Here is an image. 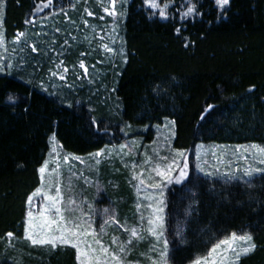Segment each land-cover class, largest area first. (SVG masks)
Listing matches in <instances>:
<instances>
[{"label": "trees", "instance_id": "trees-1", "mask_svg": "<svg viewBox=\"0 0 264 264\" xmlns=\"http://www.w3.org/2000/svg\"><path fill=\"white\" fill-rule=\"evenodd\" d=\"M172 1L168 19H161L145 6V0H127L122 24L127 62L115 86H99L90 100L79 89L71 91L69 105L62 96L41 89V77L27 81L30 69L37 75L44 70L43 49L48 47V62L58 47L64 49L65 36L58 33L55 44L37 43V52L24 55L17 63L23 68L0 72V264H79L71 246H32L24 238L27 197L40 186L39 168L46 161L53 134L59 147L76 157L101 151L106 143H123V134L117 131L123 127L127 140L144 135L143 140L151 143L155 129L166 120L175 121L174 149L190 151L198 144L212 143L264 147V0H230L223 11L214 0H194L201 14L188 18L182 17L184 7L179 10L183 0ZM44 2L0 0L1 32L8 52L18 33L25 34L26 27L32 30L37 20L50 13L63 14L61 6L69 15L60 20L68 27L73 26L68 18L75 23L94 21L85 8L100 12L92 1L56 0L55 6L41 10ZM28 19L33 23H26ZM28 46L24 42L21 48ZM68 56L64 53L59 60L84 75L79 61ZM249 88L254 91L249 93ZM110 94L117 109L110 106ZM209 104L215 107L202 121ZM92 120L108 125L109 135L103 140L92 134ZM200 178L203 184L191 186L187 181L168 192L165 229L171 264L202 258L208 250L202 243V238L208 239L206 234L215 240L218 233L222 239L232 232L251 234L257 246L239 264H264V174L253 179L252 187ZM221 185L225 195L232 193L225 200L220 198ZM109 192L115 193L118 207V189ZM119 193L128 196L122 188ZM181 235L187 243H179Z\"/></svg>", "mask_w": 264, "mask_h": 264}, {"label": "rangeland", "instance_id": "rangeland-1", "mask_svg": "<svg viewBox=\"0 0 264 264\" xmlns=\"http://www.w3.org/2000/svg\"><path fill=\"white\" fill-rule=\"evenodd\" d=\"M74 1L75 3H78L80 0ZM85 1H92V5L100 11L97 14L96 10L91 11L94 14L91 16L94 21H89L88 19L82 20L79 16H77L80 20L75 23L70 21L68 18L67 22L73 24V26H70L69 24L68 27L66 22H62L60 19L63 17L65 18L64 20H66L69 14L65 15V11L63 14L61 12L50 13L51 16H45L40 20H37L32 30H28V27H26L24 37L19 39L18 43L17 40H13L9 43V45L12 46L10 48L13 49L15 47L17 49L15 53H13L11 49L10 52H8V50L5 51V46H8L7 42H5L3 48H0V57H3L4 61L7 63H13V69H15L19 67L17 63H19L21 58H24V55H29L30 52L32 54L37 52V50L35 52L32 51V45H35L36 49L39 47L38 44H44V46L50 47L51 44L56 43L57 33L65 36L63 41H67L68 43L63 45V50L58 47L57 54L51 62H48V54L46 51L48 47L43 49V63L45 65L44 70L37 75L32 69H30L27 72V81H29L32 77V79L35 80H38V77H41V89H43L47 94H51L53 96L59 95L60 97L62 96L61 100L69 105H71L70 99H72L70 95L71 91L84 89V95H86L85 97L90 100L91 97L97 94L99 86L102 89L103 87L106 88V85L108 89L113 88L115 86L118 73L121 67L125 64L126 60L122 24L125 17V6L127 0L117 1L115 5V10L117 11L116 17L109 16L103 11L105 7H108L110 11L112 10L111 0ZM193 1L194 0H183L184 3L179 9L181 10L182 7H184L183 11H181L182 17L183 13L187 11L185 4L187 3L188 5H191L193 4ZM152 4H155L156 7L153 8L151 6ZM172 4V0H145V6L152 10L159 18H161L159 16V12L163 10L167 15L169 7L172 6ZM74 7L75 6H72L69 10L71 11ZM227 7L228 6H226V8ZM101 16L104 17L103 20L100 19ZM193 16L194 15L190 17ZM89 17L90 16H88V18ZM1 20L2 15L0 14V24ZM85 20L88 21L87 27L84 25ZM96 20H99L100 23ZM57 29H59V31H57ZM73 37H75V39H73ZM44 39L48 41L47 44ZM24 42L30 44V46L25 48V50L21 48ZM105 44L112 48L113 51L108 52L105 50L103 47ZM64 53L67 56L69 55V59L77 62L79 61L78 65L81 61H83L85 67L88 69V73L86 75H81L79 70H75L72 64L68 65L65 60H63L64 63L61 64L60 68H57L56 65L61 61L59 58H61V55ZM81 53H84V55L82 56ZM9 57H11V59H9ZM64 67L69 69V72L66 74L63 73ZM13 69L7 70L12 71ZM53 71L66 75V80L61 81L57 77H53L51 75ZM77 77H79V79H77ZM105 80L109 81L104 84L103 81ZM107 98L111 103L110 106L112 105L117 109L118 105L113 96L110 94ZM123 129L126 128L123 127ZM155 131L154 140L151 143H146L143 140L144 135H138V137L128 139L129 142L133 140L135 141V146L131 150L124 149L123 152H121L119 151L118 146L115 148L113 146H108L107 148L105 147L101 150L105 153V155L101 157H95V153L83 157L73 156L66 153L61 147H59L54 134L50 137V149L46 158V161L48 162V169L45 174L46 177L52 176L54 180L59 181L66 204L69 199H74L77 205H81L85 208L84 215L85 217L92 219L94 222L93 228L97 232L99 231V227H104V234L99 238L110 248L115 247L111 244L113 236H119L121 240H127L130 238V232L126 233L124 228L131 229L132 227H140L141 214L145 217L144 227H147L146 218L149 214L148 211H146L143 207L139 210L136 208L137 203L146 202L142 199L144 195L143 192H141L140 196L137 195L138 181L133 180L132 175L133 173L139 174L141 169L139 167L134 168L133 161L143 162L145 155L154 156L156 152L167 154L174 149L172 145L174 139V125H172L170 120H166L164 124L162 126H158ZM144 132L145 129H143L142 133ZM122 134L124 136V133ZM124 142L125 140L123 143ZM243 146L248 147L250 145ZM237 147L238 146L234 145H218L214 143L198 144L194 149L185 151L190 162L189 179L196 176L204 177L202 173L197 172L195 169V164L198 161L195 158L194 152H199L204 159L208 160L209 165L215 164V166L221 168L222 171H227L228 169L223 166L224 162L217 163V157L233 156L234 158V149ZM129 151L130 155H125V153H129ZM108 153H112V155L109 156ZM213 153L216 155H213ZM65 157L68 158L67 161H65ZM97 161H99V163H97ZM147 167L148 166L145 165V169H147ZM208 170H212L211 167H209ZM146 177L147 172L145 171V178ZM86 180L87 182H85ZM220 181L224 183L223 180ZM186 183L187 180L181 184L173 183L169 185L165 193L166 198L168 197L170 188L181 187ZM121 188L126 190L128 195L127 197L120 196L119 191ZM114 189H118V207L115 204V193L109 192ZM82 201L84 202L83 204ZM105 209L109 210V214L115 216V218L119 221V224L103 225V219L106 215L104 212ZM33 211L34 215L38 216L39 209L36 208ZM65 215H71L74 219H76L79 218L80 212L78 210L71 213L65 212ZM142 234L144 235V238L139 241L133 240V246H130L129 254L126 257L129 264H151L152 260L158 258L157 253L162 247V244H156L153 237L144 233ZM88 239L90 240L91 237H88ZM163 239L164 238L162 237L161 241ZM28 242L31 244L30 241ZM238 243L243 246V242ZM153 244H156V251H152ZM149 257L151 259H149ZM198 260H202V258L196 259L191 264H197Z\"/></svg>", "mask_w": 264, "mask_h": 264}, {"label": "snow or ice", "instance_id": "snow-or-ice-1", "mask_svg": "<svg viewBox=\"0 0 264 264\" xmlns=\"http://www.w3.org/2000/svg\"><path fill=\"white\" fill-rule=\"evenodd\" d=\"M117 0H111L112 10L110 11L108 7H105L103 11L112 17L117 16V11L115 10V5ZM214 3L220 10H224L226 6L230 4V0H214ZM56 0H45L44 3L40 5L41 10L48 9L55 6ZM2 6V5H0ZM153 8L156 7L155 4L151 5ZM187 11L183 13V17L187 18L192 15L201 14L195 3L191 5H185ZM61 11H65L63 6H61ZM88 16H93V12L89 11L87 8L84 9ZM39 15V12L35 13ZM65 15H67L65 11ZM159 16L164 19H168V16L163 10L159 12ZM101 20L104 19L103 16L100 17ZM26 23H33L31 19H28ZM84 25L88 26V21H84ZM2 26V25H0ZM59 31V29H57ZM177 34H180V29H176ZM24 33L17 34V43L19 38L22 37ZM75 39V37H73ZM65 44L68 42L65 41ZM5 45V37L3 32H0V48ZM32 51L35 52L36 46L32 45ZM104 49L108 52H112L113 49L105 44ZM185 48L188 44L185 43ZM7 51V49L5 50ZM13 53L17 51L14 47L12 49ZM83 56L84 53H81ZM11 59V57H9ZM127 61L125 60V63ZM64 61L61 60L59 64L56 65L60 68ZM13 63H7L4 61L3 57H0V72L5 69H13ZM23 68V65H19ZM79 67L84 69L85 75L88 73V69L85 67L83 61L80 62ZM69 69L67 67L63 68V73H68ZM53 77H57L61 81L66 80V75L59 74L53 71L51 73ZM79 79V77H77ZM173 79H175L173 77ZM114 91V89H113ZM253 88H249L248 92L252 93ZM215 105L209 104L206 106L205 114L201 115L200 119L203 121L205 115L211 113ZM172 125L175 121L171 122ZM90 129H94L92 134L97 136L98 139L103 140L109 135L108 125L104 123L103 120L97 121L92 120L90 124ZM100 129H103L101 134ZM117 131L124 133L121 139H124V143H119V151L123 152L124 149L131 150L135 146V141L129 142L127 140V133L124 132L123 128H119ZM108 147V144H105ZM115 148L116 146L113 145ZM170 147V146H169ZM195 158L198 161L195 164V169L197 172L202 173L204 177L214 178L215 180H223L224 184L230 185L231 187H238L242 183L247 187H252V181L256 175L264 174V147H260L256 144H252L248 147L238 146L234 149L233 156H218L217 163L224 162V168L227 171H222L221 168L216 167L215 164L209 165L208 160L204 159L199 152H194ZM95 157H101L105 155L103 151H97ZM109 156L112 153H108ZM125 155H130L125 153ZM213 155H216L213 153ZM67 161V157L64 158ZM99 163V161H97ZM147 165V169H145ZM133 167H139L141 169L139 174L133 173L132 179L138 181L137 184V195L140 196L141 192L144 193L142 199L146 203H137L136 208H145L148 211V216L146 218L141 214L140 227L124 228L126 233L130 232V238L127 240H121L119 236H113L111 239V244L115 247L110 248L106 246L102 240L99 238L104 234V227H99L97 232L93 228V221L89 217H85V208L81 205H77L74 199H69L67 204L64 201L62 195V188L58 180H54L52 176L46 177V170L48 169V162L45 161L44 165L39 168L40 173V186L35 189L27 197V204L29 211L27 212L26 227L24 230V238L30 241L33 246H48L56 248L58 245H69L76 250L77 260L79 264H129L126 260L129 254L130 246H133V240H142L144 234L151 236L155 239L156 244H162L159 252L157 253V259L151 261V264H171V254L169 250V240L166 238L165 229V210L167 208L166 200V189L169 185L181 184L184 181H188L189 185L195 186L197 184H203L199 176L189 179V169L190 162L185 151L173 149L167 154H161L156 152L154 156H144L143 162L133 161ZM211 167L212 170H208ZM55 171V170H53ZM145 171L147 172V177L145 178ZM87 182V180L85 181ZM220 198L225 200L228 196H231V192H227L225 195L224 186L221 185ZM42 198V199H41ZM84 202L82 201V204ZM75 206V207H72ZM39 209V214L34 215V209ZM79 211V218L74 219L71 215L66 216L65 212ZM105 217L103 219V225L109 224H119V221L114 215L109 214V210L105 209ZM250 227V226H246ZM208 236L207 241H203L204 246L208 249L206 254L202 256V260H198L197 264H239L242 256H247L249 253L256 249V244L253 242V236L251 234L238 235L236 232H232L230 237L225 234V238H219L221 234H217V238L214 240L211 234H206ZM7 236L11 238L13 233H7ZM88 237H91L89 240ZM164 238L161 241V238ZM243 242V246L240 243ZM179 243H187V240L183 235L179 238ZM156 244H153L152 251H156ZM208 245H211L208 247ZM175 249L172 250L174 252ZM149 259H151L149 257Z\"/></svg>", "mask_w": 264, "mask_h": 264}]
</instances>
